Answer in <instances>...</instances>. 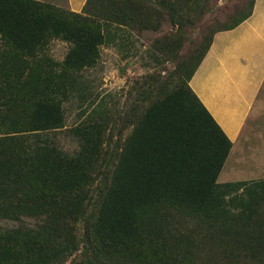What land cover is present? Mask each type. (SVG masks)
<instances>
[{
	"label": "trees",
	"instance_id": "trees-1",
	"mask_svg": "<svg viewBox=\"0 0 264 264\" xmlns=\"http://www.w3.org/2000/svg\"><path fill=\"white\" fill-rule=\"evenodd\" d=\"M255 3L182 56L212 0H87L81 12L0 0V218L19 222L0 226V264H264V178L220 181L233 141L190 84L215 33ZM165 23L126 106L91 99L102 48L128 58L132 29ZM57 39L62 60L49 54Z\"/></svg>",
	"mask_w": 264,
	"mask_h": 264
},
{
	"label": "crops",
	"instance_id": "crops-1",
	"mask_svg": "<svg viewBox=\"0 0 264 264\" xmlns=\"http://www.w3.org/2000/svg\"><path fill=\"white\" fill-rule=\"evenodd\" d=\"M56 1L60 6L80 12L87 0ZM190 84L233 141L232 150L240 154L227 169L223 168L220 181L262 178V163L257 164L260 159L257 153L262 147L249 145L242 149L238 145L242 139L250 142L248 135L262 136V127L253 124L264 117V0H256L253 14L241 24L215 33ZM244 151L248 155L241 154ZM247 158V169L240 170L239 179H236L239 170L232 180L223 178L226 171L232 174Z\"/></svg>",
	"mask_w": 264,
	"mask_h": 264
},
{
	"label": "rangeland",
	"instance_id": "rangeland-1",
	"mask_svg": "<svg viewBox=\"0 0 264 264\" xmlns=\"http://www.w3.org/2000/svg\"><path fill=\"white\" fill-rule=\"evenodd\" d=\"M49 1V0H43ZM248 0H212L211 9L204 15L202 20L194 26L193 31L190 33V37L186 42V45L182 49V56H186L190 50L194 49L202 40L203 35L208 34L211 28L218 27L224 22L230 19L231 14L241 9L242 4ZM57 4V1H49ZM65 7V6H63ZM68 8V7H66ZM81 12V11H80ZM175 30V28H172ZM169 31V24L165 23L160 31H143L140 32L138 28L131 30L130 40H132L131 53L132 55L128 58H124V51L118 46H104L102 48V56L99 63L93 69H90L87 73V82L90 85L91 93H89L91 99L97 98V103L105 101L113 107L114 112H119L121 108H124L127 104L126 100L129 97L128 91L137 82L141 81L143 77L150 72H153L155 65L151 67L144 64L142 55L147 54L148 48L152 42L162 36L165 32ZM188 31H191L190 29ZM69 49V44L62 40H53L50 44L49 54L56 60H62ZM168 69H173L174 64L172 61L166 62ZM79 111L77 103L67 104V127L72 126L78 121L77 113ZM254 126L262 127V136L260 134L248 135L250 142H245L243 139L238 145L239 148L244 149L247 146H256L261 148L262 151L258 150L260 159L257 164L262 163V170H264V117L260 122L253 124ZM250 128V127H248ZM58 133L60 140L67 149L73 148L75 145L74 140L64 131L61 130ZM242 152L241 154H245ZM248 155V153H246ZM240 155L235 150L229 155L224 169L233 163L234 159ZM248 158L237 167L234 168V172L226 171V180H232L235 177V173L239 170V175L236 179L241 177L240 170L247 169ZM249 177V176H246ZM256 177V176H250ZM262 178H264V171L262 172ZM221 180L222 177H221ZM19 222L1 219L0 226L12 227L18 225ZM23 223L31 224L34 220L31 218H24ZM67 264H70L68 262Z\"/></svg>",
	"mask_w": 264,
	"mask_h": 264
}]
</instances>
